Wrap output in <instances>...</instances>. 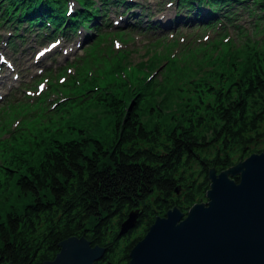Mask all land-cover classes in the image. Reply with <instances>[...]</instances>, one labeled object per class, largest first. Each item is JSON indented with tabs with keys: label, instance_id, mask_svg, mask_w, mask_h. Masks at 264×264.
<instances>
[{
	"label": "trees",
	"instance_id": "trees-1",
	"mask_svg": "<svg viewBox=\"0 0 264 264\" xmlns=\"http://www.w3.org/2000/svg\"><path fill=\"white\" fill-rule=\"evenodd\" d=\"M75 1L80 10L74 16L65 0H0V11L2 19L20 25L14 31L25 24L48 36V25L52 33H66L94 14V0ZM176 3V14L180 9L194 13L206 4L213 10L210 15L219 12L225 21L241 6L254 17V29L264 27V0ZM217 79L196 82V102L164 131L158 124H141L133 107L120 118L114 108L124 105L115 96L97 97L114 114L112 143L87 136L53 140L36 165L17 174L15 185L31 201L18 211L11 208L0 220V263L42 264L53 259L58 242L77 236L104 248L93 264H128L129 250L155 216L172 206L185 212L204 197L209 168L219 172L264 151V71L241 70L238 77L221 73ZM136 208L141 210L136 226L118 236L120 223Z\"/></svg>",
	"mask_w": 264,
	"mask_h": 264
},
{
	"label": "rangeland",
	"instance_id": "rangeland-1",
	"mask_svg": "<svg viewBox=\"0 0 264 264\" xmlns=\"http://www.w3.org/2000/svg\"><path fill=\"white\" fill-rule=\"evenodd\" d=\"M67 1L70 9L79 8L75 0ZM169 1L113 0L105 4L94 0L95 12L83 23L85 26L76 25L74 34H59L53 39L54 45L65 43L56 57L48 53L40 61L42 66L24 67L49 51L48 35L35 48L33 57L20 65L19 70L24 71L21 75L13 72L18 69L14 68L16 55L11 54L15 39L24 36L32 46V41L44 38L46 32L41 34L40 28L36 38L32 37L34 29L26 26L14 31L20 25L10 17L2 19L0 11V46H4L0 62L10 72L0 92V220L11 208L18 211L31 201L30 195L19 191L15 179L25 166L37 164L51 141L87 136L104 145L112 143L114 114L97 102V97L104 98L107 93L115 96L124 105L119 103L114 108L120 118L133 107L141 124L147 128L158 124L164 131L181 121L196 102V82L218 80L221 73L231 72L232 77H238L241 70L246 74L255 69L264 71V28L254 29V17H248L241 6L234 12L243 17L226 23L219 12L210 15L213 10L206 4L194 13L180 9L176 14V0L173 4ZM95 16L96 25L91 27L89 23ZM147 16L163 27L161 32L154 27L150 39L140 35V29L133 25H129L133 29L115 27L123 18L143 23ZM207 23L211 25L206 27ZM46 30L52 34L49 27ZM84 30H89L88 38ZM18 32V36L13 34ZM79 32H84L85 39L74 46L71 35ZM200 200L204 202L205 198Z\"/></svg>",
	"mask_w": 264,
	"mask_h": 264
},
{
	"label": "water",
	"instance_id": "water-1",
	"mask_svg": "<svg viewBox=\"0 0 264 264\" xmlns=\"http://www.w3.org/2000/svg\"><path fill=\"white\" fill-rule=\"evenodd\" d=\"M207 180L204 202L155 216L129 250L128 264H264V151L219 172L209 168ZM140 212L127 213L118 236L136 226ZM57 245L55 257L42 264H93L105 251L77 236Z\"/></svg>",
	"mask_w": 264,
	"mask_h": 264
},
{
	"label": "bare ground",
	"instance_id": "bare-ground-1",
	"mask_svg": "<svg viewBox=\"0 0 264 264\" xmlns=\"http://www.w3.org/2000/svg\"><path fill=\"white\" fill-rule=\"evenodd\" d=\"M122 2V1H121ZM244 10V9H243ZM245 13V11H244ZM247 16L248 14L245 13ZM99 17V16H98ZM202 17L205 18V21L206 20H209L207 16L205 15H202ZM238 17H243V14H233L229 20L226 21V23H231L232 21H234L236 18ZM126 19L123 18V20H120L119 22H117V24L115 25V27L117 26H124L125 28H130V29H136V27H138L140 29L139 31V34L142 35V36H146V37H149L147 39H150L152 37V35L155 34V32L153 31V28L156 27L157 29H155L156 32H161V30L163 31V27H158L160 23H157V20L153 19L151 16H147L146 18H144V25L143 23L141 22V24L138 26H132L133 24H131L132 22H129V21H125ZM146 20V21H145ZM167 19H165L166 21ZM224 20V19H223ZM96 21V18L93 19L89 25L92 27V26H95L96 24L94 23ZM218 21V20H217ZM225 21V20H224ZM212 22V21H211ZM219 23L222 24V21H218ZM108 25V24H106ZM129 25H131L132 27H130ZM211 25V23H207V26L206 27H209ZM252 25H253V22H252ZM264 28V27H263ZM138 29V30H139ZM87 31L89 30H84L85 34H86V38L89 37V34L90 33H87ZM237 31V30H236ZM84 32H79L77 33L76 35H73L75 33L74 30H72V35H71V41L74 40V46L76 44V46H78L81 42L84 41L85 39V34ZM69 35V36H70ZM57 36H59V34H57ZM4 42L7 41V38L5 37L4 38ZM29 39H27L26 37L24 36H21V37H18L15 39V43H13L12 45V50H11V54H15L16 57L14 59V62L16 63L15 67L14 68H18L16 70L13 69V72H17L18 74H23V70H19L20 69V65H23L30 57L32 58L33 55V51L35 50V48L39 45V43L41 42V38L39 37V40H36V41H32L33 43L31 44L32 46L28 45L29 43ZM11 42H8V43H5V46H8ZM65 43L62 44V42L60 44H57L55 46H53L49 51L41 54L39 56V58L35 59V60H32L33 62H31L29 65H26L24 67H26V69H30V68H34L35 66H42L43 64L40 63L41 59H43L45 57V55H47L48 53H51L54 57H56V55L58 54V50L60 48H64L63 45ZM0 53L2 54V52H4V46L1 45L0 46ZM38 51V50H37ZM63 52H67V51H63ZM67 53H65L66 55ZM64 55V56H65ZM51 58V57H50ZM26 59V60H25ZM65 59H68V57H66ZM9 62H10V58H8ZM53 63V62H52ZM12 63H9L7 65H11ZM19 65V66H18ZM44 71H47V69H44ZM2 73H4V75H1ZM9 76H10V72L6 70L5 66H4V63L3 62H0V92H2V89L5 87L6 83H7V80L9 79ZM24 77V76H22ZM0 100H3V97L0 95Z\"/></svg>",
	"mask_w": 264,
	"mask_h": 264
},
{
	"label": "flooded vegetation",
	"instance_id": "flooded-vegetation-1",
	"mask_svg": "<svg viewBox=\"0 0 264 264\" xmlns=\"http://www.w3.org/2000/svg\"><path fill=\"white\" fill-rule=\"evenodd\" d=\"M55 255H56V254H55ZM54 257H55V256H54ZM54 257H53V258H54Z\"/></svg>",
	"mask_w": 264,
	"mask_h": 264
}]
</instances>
